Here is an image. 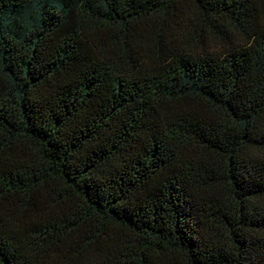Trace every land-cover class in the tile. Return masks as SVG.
Segmentation results:
<instances>
[{"label":"trees","instance_id":"trees-1","mask_svg":"<svg viewBox=\"0 0 264 264\" xmlns=\"http://www.w3.org/2000/svg\"><path fill=\"white\" fill-rule=\"evenodd\" d=\"M0 264H264V0H0Z\"/></svg>","mask_w":264,"mask_h":264}]
</instances>
